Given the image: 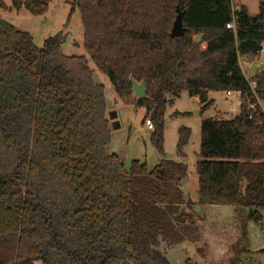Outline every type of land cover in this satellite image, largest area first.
Wrapping results in <instances>:
<instances>
[{
  "label": "trees",
  "instance_id": "obj_1",
  "mask_svg": "<svg viewBox=\"0 0 264 264\" xmlns=\"http://www.w3.org/2000/svg\"><path fill=\"white\" fill-rule=\"evenodd\" d=\"M49 3L12 0V7L43 16ZM71 6L81 16L84 49L120 101L146 110L143 124L151 120L161 157L168 96L199 97L204 113L213 105L209 94L240 92L238 116L202 121L197 204L233 208L239 235L226 264H253L248 225L263 222L264 114L249 119L247 105L254 101L250 79L264 102V0L254 21L232 0ZM177 9L186 32L170 38ZM66 37L60 32L38 48L0 15V264H170L162 245L202 236L181 187L188 165L161 159L149 169L134 160L127 169L107 153L104 87L85 57L62 53ZM241 60H261V67L247 76ZM131 79L145 84V99L134 97ZM190 136L179 130L180 157Z\"/></svg>",
  "mask_w": 264,
  "mask_h": 264
},
{
  "label": "rangeland",
  "instance_id": "obj_2",
  "mask_svg": "<svg viewBox=\"0 0 264 264\" xmlns=\"http://www.w3.org/2000/svg\"><path fill=\"white\" fill-rule=\"evenodd\" d=\"M263 0H232L234 9L244 6L250 16L258 14ZM5 8L0 15L16 29L29 33L35 45L42 48L44 42L63 32L67 35L61 47L62 53L70 57H85L93 72L97 85L104 87L107 104V118L110 122L111 143L107 147L109 155H117L127 169L132 161L146 163L153 169L161 159L183 162L188 165V176L181 182L186 200L195 205L198 226L202 232L201 239L195 243L184 242L174 247L162 245L160 250L170 264H184L192 260L198 264H226L232 247L239 235L233 208L224 206H200L198 203V176L196 163L201 140L202 121L209 118L230 120L240 113L241 97L235 93H211L209 101L213 105L201 113L200 100L191 97L188 92L168 96L164 116V154H159L152 142L153 129L143 124L146 116L144 108L125 105L118 98L108 77L103 74L84 49V31L78 10L72 12L71 0H50L48 11L43 16H33L25 8L19 11L12 7V0H4ZM177 16V15H176ZM175 21V20H174ZM174 23V22H173ZM246 61L240 63L248 76L257 72L256 61L252 67ZM188 128L191 136L184 147L185 157L177 153L179 130ZM263 222L248 225V249L251 251L250 261L253 264H264V208L260 209ZM202 250V253L199 251Z\"/></svg>",
  "mask_w": 264,
  "mask_h": 264
},
{
  "label": "water",
  "instance_id": "obj_3",
  "mask_svg": "<svg viewBox=\"0 0 264 264\" xmlns=\"http://www.w3.org/2000/svg\"><path fill=\"white\" fill-rule=\"evenodd\" d=\"M182 18H183V13L180 12L179 9H177V16H176L175 21H174L173 26H172L170 38L181 37L185 34L186 29L183 26ZM250 18L252 21L255 20V16H250ZM200 41H201V37H198L195 40L196 43H199ZM131 83L133 86L134 97L137 99H145L146 98L145 84L144 83L138 84L133 79H131Z\"/></svg>",
  "mask_w": 264,
  "mask_h": 264
},
{
  "label": "built area",
  "instance_id": "obj_4",
  "mask_svg": "<svg viewBox=\"0 0 264 264\" xmlns=\"http://www.w3.org/2000/svg\"><path fill=\"white\" fill-rule=\"evenodd\" d=\"M227 28L229 29H233L235 30V24L231 23L227 25ZM249 88H250V93L254 98V101L249 102L247 105V109L250 111V115H249V119L253 118L255 113H260V114H264V102L258 97L257 95V82L250 79L249 80ZM225 93H235L237 96H241L240 92H225ZM145 125L149 128V129H153V124L151 122L150 119H147L145 121Z\"/></svg>",
  "mask_w": 264,
  "mask_h": 264
},
{
  "label": "crops",
  "instance_id": "obj_5",
  "mask_svg": "<svg viewBox=\"0 0 264 264\" xmlns=\"http://www.w3.org/2000/svg\"><path fill=\"white\" fill-rule=\"evenodd\" d=\"M243 61H244V60H243ZM247 62H248V61H246L245 63H247ZM256 63L259 64L258 68H260V67H261V60H257ZM254 64H255V63H249V62L247 63V65H248V66H251V67H252ZM240 65H241V63H240ZM255 65H256V64H255ZM241 67H242V65H241ZM242 69H243V71H244V68H243V67H242ZM257 71H258V69H257ZM256 73H257V72H256ZM256 73H254V74L251 75V76H254ZM209 96H210V94L208 95V98H209ZM195 98L199 100V97H195ZM208 100H209V99H208ZM148 129H149V128H148ZM233 212H234V210H233ZM234 215H235V212H234ZM195 216H196V215H195Z\"/></svg>",
  "mask_w": 264,
  "mask_h": 264
}]
</instances>
